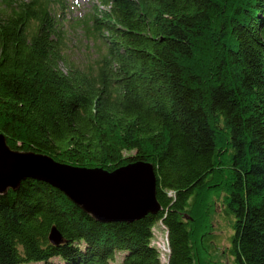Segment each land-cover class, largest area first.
Returning <instances> with one entry per match:
<instances>
[{
  "label": "trees",
  "instance_id": "1",
  "mask_svg": "<svg viewBox=\"0 0 264 264\" xmlns=\"http://www.w3.org/2000/svg\"><path fill=\"white\" fill-rule=\"evenodd\" d=\"M98 1L67 18L63 0H1L0 133L78 167L151 163L161 210L102 223L28 178L0 194V264H163L157 223L167 264H201L198 199L223 165L232 264H264V0ZM70 23L93 63L69 61Z\"/></svg>",
  "mask_w": 264,
  "mask_h": 264
},
{
  "label": "water",
  "instance_id": "2",
  "mask_svg": "<svg viewBox=\"0 0 264 264\" xmlns=\"http://www.w3.org/2000/svg\"><path fill=\"white\" fill-rule=\"evenodd\" d=\"M28 178L53 185L102 223H131L161 210L151 163H131L113 171L78 167L46 154L12 149L0 133V194L18 190ZM49 241L54 246L65 241L55 226L50 230Z\"/></svg>",
  "mask_w": 264,
  "mask_h": 264
},
{
  "label": "rangeland",
  "instance_id": "3",
  "mask_svg": "<svg viewBox=\"0 0 264 264\" xmlns=\"http://www.w3.org/2000/svg\"><path fill=\"white\" fill-rule=\"evenodd\" d=\"M61 6L67 8V15L72 18L80 17L88 13L92 8L102 9L98 0H63ZM1 3V0H0ZM61 11L58 10L57 14ZM67 36L65 42L68 46L67 56L74 65H85L88 61L93 63L92 57L95 55L91 51L92 44L81 36L80 30L75 23L67 26ZM209 48V49H208ZM204 49L210 52L204 55L202 63L208 64L212 60V53L215 50L214 44ZM210 63V62H209ZM221 181L206 188L198 199V208L195 214L196 218V245L201 264H232L230 255L231 237L233 235V216L228 213L226 208V195L228 186L226 184L229 177L228 166L223 165ZM152 245L155 246L161 255L163 264L168 261V233L166 228L157 223L153 229ZM58 260V259H54ZM43 264V263H26Z\"/></svg>",
  "mask_w": 264,
  "mask_h": 264
}]
</instances>
